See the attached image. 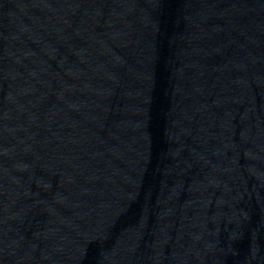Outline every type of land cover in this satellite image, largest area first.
I'll use <instances>...</instances> for the list:
<instances>
[{
	"label": "water",
	"instance_id": "1",
	"mask_svg": "<svg viewBox=\"0 0 264 264\" xmlns=\"http://www.w3.org/2000/svg\"><path fill=\"white\" fill-rule=\"evenodd\" d=\"M0 264H264V0H0Z\"/></svg>",
	"mask_w": 264,
	"mask_h": 264
}]
</instances>
